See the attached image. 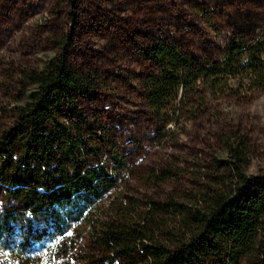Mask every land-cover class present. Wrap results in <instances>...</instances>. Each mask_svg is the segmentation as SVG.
Wrapping results in <instances>:
<instances>
[{"label":"rangeland","instance_id":"1","mask_svg":"<svg viewBox=\"0 0 264 264\" xmlns=\"http://www.w3.org/2000/svg\"><path fill=\"white\" fill-rule=\"evenodd\" d=\"M263 34L264 0H0V129L12 121L21 72L42 67L68 39L69 64L96 77L91 96L78 98L96 129L82 140L103 143L101 161L117 177L66 232L75 246L62 252L44 239L39 264L100 258L89 246L91 225L145 212L150 200L195 204L228 175L222 163L230 145L240 144L247 175L264 173V87L244 92L231 76L226 93H203L194 116L186 101L187 119L163 126L140 85L152 70L142 51L153 40L168 39L191 58L217 62L228 41L251 43ZM0 262L17 264L6 249Z\"/></svg>","mask_w":264,"mask_h":264},{"label":"trees","instance_id":"2","mask_svg":"<svg viewBox=\"0 0 264 264\" xmlns=\"http://www.w3.org/2000/svg\"><path fill=\"white\" fill-rule=\"evenodd\" d=\"M69 44L63 41L42 67L21 72L12 121L0 129V249L17 264H39L44 239L62 252L75 246L66 232L117 180L101 161L103 143L82 140L96 129L78 98L91 96L96 77L69 64ZM142 55L152 67L140 79L145 104L163 126L187 119L186 101L194 116L203 93H226L231 76L244 92L264 87V34L251 43L228 41L217 62L191 58L163 38ZM227 152L228 175L195 204L150 200L145 212L92 224L89 246L100 258L77 263L264 264V173L244 172L240 144ZM155 212L171 219H156Z\"/></svg>","mask_w":264,"mask_h":264}]
</instances>
